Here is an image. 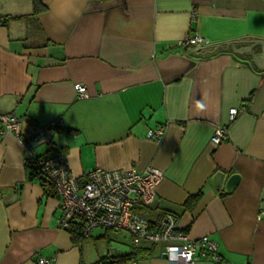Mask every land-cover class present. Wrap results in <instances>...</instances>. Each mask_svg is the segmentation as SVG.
<instances>
[{
    "label": "crops",
    "instance_id": "obj_1",
    "mask_svg": "<svg viewBox=\"0 0 264 264\" xmlns=\"http://www.w3.org/2000/svg\"><path fill=\"white\" fill-rule=\"evenodd\" d=\"M39 1L33 13L32 0H0V113L20 116L24 137L61 117L51 141L64 145L79 183L96 167L161 170L141 212L170 211L190 238L217 243L216 261L194 264H264V68L245 63L253 56L243 48L264 40V0ZM194 33L208 43L179 44ZM232 107L227 136L213 145ZM159 127L160 140L147 136ZM231 173L241 178L226 194ZM59 215L60 198L30 177L20 141L0 137V264H97L134 252L122 231L96 228L78 243ZM163 251L142 243L131 264H167Z\"/></svg>",
    "mask_w": 264,
    "mask_h": 264
},
{
    "label": "built area",
    "instance_id": "obj_2",
    "mask_svg": "<svg viewBox=\"0 0 264 264\" xmlns=\"http://www.w3.org/2000/svg\"><path fill=\"white\" fill-rule=\"evenodd\" d=\"M208 42L198 33L187 34L179 43L181 46L205 45ZM78 96L87 97L86 87L74 84ZM238 108L229 109L227 123L215 127L211 143L216 145L227 136V126L234 120ZM63 125L61 117L46 124L32 127L29 136L22 135V119L14 112L0 113V137L10 134L21 143L23 162L30 169V177L52 185L60 198L58 225L69 229L70 224H79V236L89 238L96 228L112 232H126L131 237L135 252L145 243L150 247L163 246L167 264H194V257L218 259L217 243L209 236L190 238L178 226L174 213L164 211L149 219L140 215L143 207L149 206L156 195V189L163 173L148 167L142 171L135 168L104 169L96 167L88 172L86 179L79 183L69 172L64 145L51 141L53 130ZM163 128L148 129L147 136L160 140ZM45 150L36 152L38 146ZM51 151L50 155L45 154ZM49 258L38 256V264H48ZM100 264H131L118 261L109 254Z\"/></svg>",
    "mask_w": 264,
    "mask_h": 264
},
{
    "label": "water",
    "instance_id": "obj_3",
    "mask_svg": "<svg viewBox=\"0 0 264 264\" xmlns=\"http://www.w3.org/2000/svg\"><path fill=\"white\" fill-rule=\"evenodd\" d=\"M249 41H252V42L243 48H246V49H244L246 51L248 49H252L251 50L252 53H250V54H252L253 59H247V60H245V63L258 65V67H259L258 69L264 68V40L257 39V40H249ZM229 42H239V41H228V42H224V43L228 44ZM219 44H221V43H219ZM219 44H215V45L218 46ZM230 44H232V43H230ZM226 48H227V45H226ZM232 48L234 49L233 52H235V53H237L239 51L238 50L239 48L235 49L233 44H232ZM240 48H242V47H240ZM256 48H259V52L256 54H253V52ZM196 49H198V48H196ZM223 49H225V48H223ZM188 50H191V49H188ZM239 52H242V51H239ZM224 175H225V173L223 171H216L215 172V174L213 176V182L216 186H220L222 184V181L224 179ZM240 178H241V176L237 173H231L230 175H228L225 178V182H224V186H223V192L226 194L231 193L233 187L239 182ZM162 257L165 258L166 254L163 253Z\"/></svg>",
    "mask_w": 264,
    "mask_h": 264
},
{
    "label": "trees",
    "instance_id": "obj_4",
    "mask_svg": "<svg viewBox=\"0 0 264 264\" xmlns=\"http://www.w3.org/2000/svg\"><path fill=\"white\" fill-rule=\"evenodd\" d=\"M33 3V13H37L38 11L42 10L44 8V6L41 4V2L39 0H32ZM43 184H49L47 182H42ZM51 187H48L46 190V194L50 195L51 194ZM199 195H195V196H191L187 199L186 201V205L187 207H190L194 204V202L198 199ZM70 231L73 232L74 237H76L77 242L79 243V241L82 239L79 236V229H80V225L79 224H70L69 226ZM135 252H131V253H127V254H120L117 256H113L114 259L118 260V261H130L135 257ZM105 258H107V256H105L104 258H101L97 264H100Z\"/></svg>",
    "mask_w": 264,
    "mask_h": 264
},
{
    "label": "rangeland",
    "instance_id": "obj_5",
    "mask_svg": "<svg viewBox=\"0 0 264 264\" xmlns=\"http://www.w3.org/2000/svg\"><path fill=\"white\" fill-rule=\"evenodd\" d=\"M140 215L144 216V214H143L141 211H140ZM109 231H110V230H109ZM109 233H110V232H109ZM111 234H113L112 231H111ZM113 243H114V241H113ZM123 246L126 247V248L128 247V245H118L117 247H121V248H123ZM96 247H97V248H100V245H96Z\"/></svg>",
    "mask_w": 264,
    "mask_h": 264
},
{
    "label": "clouds",
    "instance_id": "obj_6",
    "mask_svg": "<svg viewBox=\"0 0 264 264\" xmlns=\"http://www.w3.org/2000/svg\"><path fill=\"white\" fill-rule=\"evenodd\" d=\"M200 107L202 108V107H203V105H200Z\"/></svg>",
    "mask_w": 264,
    "mask_h": 264
}]
</instances>
